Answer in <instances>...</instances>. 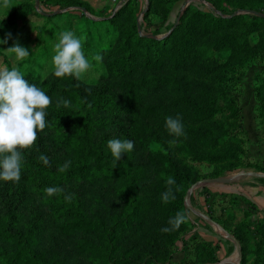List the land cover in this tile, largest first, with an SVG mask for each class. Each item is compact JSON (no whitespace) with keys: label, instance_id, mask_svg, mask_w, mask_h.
Here are the masks:
<instances>
[{"label":"trees","instance_id":"trees-1","mask_svg":"<svg viewBox=\"0 0 264 264\" xmlns=\"http://www.w3.org/2000/svg\"><path fill=\"white\" fill-rule=\"evenodd\" d=\"M221 1L207 3L211 14L193 12L185 15L187 13L182 12L181 21L171 28V32L159 37L141 35L135 23L133 27L123 31L116 50V59H102L100 63L108 71L97 79L103 77L104 80L116 72V76L122 79L118 82L123 94L122 101L108 96L106 101L100 102L98 94L92 90L82 92V88L77 85L57 87L54 82L44 81L37 74L26 69L22 71L20 68L19 71L29 84L36 85L51 98V104L45 110L46 127L42 132L38 131L37 140L32 146L40 152L47 148V152L41 154L49 155V164L45 165L38 159L40 152L34 153L32 148L24 149L21 150L23 184L0 180V264H67L64 251L63 254L61 251H45L41 243L47 229L45 224H49L61 239L70 241V247L76 255L87 258L92 264H148L160 261V252L156 253L147 246L125 257L120 250L121 240L124 239L125 233L138 231L143 221L148 218L156 222L157 219L169 222L177 212L184 213L188 208L184 196L196 180L184 172L185 166L175 159L165 140L148 127V122L144 123V120L169 108H177L182 120L198 125L214 120L224 111H228L226 119L234 118L240 110L233 108L231 101L226 107L219 108L210 99L197 103L187 97L173 99L168 105L144 108L138 106L140 102H144L147 92L158 91L172 84L173 79L155 73L166 70L185 71L203 58L208 46L200 44L199 32L206 36L224 29H232L245 17L249 18L248 25L251 28L257 27L258 22L264 24V16L245 14L242 17L234 15V11L223 13L224 10L220 9ZM225 1L239 12L254 11L264 15V9L259 12L251 7V4L246 6L240 0ZM33 13L41 16L36 9ZM116 20V14L107 19L110 26H114ZM100 22L91 21L94 25ZM229 38L231 36L226 35L217 40L213 49L229 53L231 60L236 51L243 53L244 49L242 50L236 42L234 47ZM142 73L149 75L136 77L134 81L126 80ZM256 96L264 104V81L261 91L258 92L257 89ZM61 99L69 101V105L65 107L61 104L57 107V101ZM261 111L260 116L264 118V110ZM107 123H115L125 132L123 139L133 141L136 149L141 152L140 169L149 172V187L153 194L151 200L138 197L136 178H139V173L132 172L130 156H121L117 166L113 168L110 150L93 140L95 127ZM183 131L185 134L192 132L188 127H183ZM197 131L208 137L209 150L218 149L219 152H196L190 142L184 140L175 146L184 159L211 164L238 160L240 152L236 148L242 145V141L234 136L228 137L227 131H223L221 136L220 133L213 136L203 129ZM53 134L56 138L52 137ZM49 136L54 146L64 151L61 157H51ZM224 136L228 137L225 143L227 145L220 153V147L223 146L220 143L223 142ZM114 139L118 137L115 136ZM43 141L47 142L45 148L41 146ZM66 161H71L69 168L64 172L59 171V167ZM232 170L234 168L229 169ZM220 176L222 175L216 177ZM168 177L175 180L171 188L176 198L165 204L161 196L169 188L166 184ZM102 179L115 181L120 186L118 191L122 194V205L107 216L98 212L99 203L86 207V199L83 196L86 186ZM48 187H59L63 192L48 196L44 191ZM66 195H71L70 201L65 199ZM230 201L235 204V199ZM229 214L225 212L223 218H228ZM220 225L223 232H227L222 220ZM243 230L239 228L237 232L232 233L239 244L244 240L241 234ZM255 231L264 234V221L258 223ZM166 234L158 230L160 238ZM162 256L165 257V253ZM197 258L206 264L218 262L212 252L206 251V246L198 251ZM244 260L242 250L239 264H244Z\"/></svg>","mask_w":264,"mask_h":264},{"label":"rangeland","instance_id":"rangeland-1","mask_svg":"<svg viewBox=\"0 0 264 264\" xmlns=\"http://www.w3.org/2000/svg\"><path fill=\"white\" fill-rule=\"evenodd\" d=\"M214 1L10 0L9 7L6 8L2 6V0H0V40L7 39L6 44H0V70L4 67L9 70L13 68L20 70L21 68L23 71L26 69L37 74L44 81L54 82L57 87L77 85L82 88V92L87 93L92 90L95 94H98L100 102L106 101L108 96L122 101L123 94L118 85L119 80L122 79L116 76V72H113L108 78L102 80V77L97 80L100 75L108 70L104 69L102 63L92 60V57L101 55L105 60H115L120 36L123 31L133 27L134 23L141 35L159 37L171 32V28L181 21L182 12L187 13L185 15H190L193 12L211 14L206 5L208 2ZM240 1L246 6L251 4L250 6L259 12L264 9V0ZM226 3L225 0L220 2V9L224 10L223 13L229 14L234 11L235 15L242 17L248 14L239 12ZM34 9L41 16L35 15L33 13ZM115 14L117 20L114 26H110L107 19ZM90 20L101 22L94 25ZM248 24L249 18L245 17L232 29H224L206 36H202L199 32L200 44L204 43L208 46L203 58L197 60L196 64L185 71L173 70L168 72L166 70L155 73V75L161 74L173 79L172 84L158 91L147 92L144 102H140L138 106L144 108L160 104L168 105L173 99L187 97L197 103L204 99H210L219 108L226 107L231 101L233 102V108L240 110V113L234 118L226 119L225 115L228 111H224L222 115L216 116L214 120L198 125L189 124L181 118L183 127H188L192 132L190 134L184 133L179 137L170 135L165 127L166 117L179 116V109L177 108H169L162 113H157L152 118L149 117L144 120V123L148 122L146 123L148 127L150 126L165 140L175 159L185 166L184 172H187L192 179L196 180L194 184H199L206 179L223 177V173L233 168L237 171L252 173L259 172L261 169L259 160L256 161L251 156L250 144L243 125L242 109L247 108L246 104L252 101V97H255L258 101V114L260 115V112H262L261 109L264 110V104L256 96L257 89L258 92L261 91L262 82L264 81V24L258 22L255 28H251ZM66 31H72L77 38L81 39L82 51L92 64V67L82 74L80 80H76L71 76L57 78L53 74L54 46L59 42L61 33ZM9 34L10 38H8ZM226 35L231 36L229 42L234 47H236V42L238 46L242 47V50L244 49L243 53L236 51L231 60L229 53L218 52L213 49L214 43ZM16 43L29 50V56L22 61H18L14 54L5 52L7 48ZM240 47L238 48L241 50ZM238 61H241V63ZM148 75L149 73L137 74L132 79L126 80L134 81L136 77H147ZM198 129L207 130L213 136L218 133L221 136L223 131H227L228 137L234 136L242 141V145L236 148L240 152L238 160L211 164L191 162L184 159L175 148L176 144L184 140H188L196 152L206 154L219 152L218 149L209 150L208 137L199 133ZM260 129L264 132V127H260ZM115 136L124 140L125 132L118 128L115 123H107L95 127L93 140L107 148V142L114 139ZM52 137L56 138V135L53 134ZM228 137L224 136L222 138L223 142L220 145L223 144V146L220 147V153L224 151ZM48 138L51 146V148L49 147L51 157H61L64 151L54 146L51 136ZM46 143V141L41 142V146L45 148ZM134 148L136 149L135 146ZM32 149L34 153L40 152L37 148L32 147ZM135 149L124 153L122 157L129 155L132 172L138 171L139 173V178H136L138 197L151 200L153 194L149 187V172L140 169L142 154ZM45 152H47V148L39 154ZM220 174L222 176L216 177ZM10 183L23 184V181L20 179L19 182L10 181ZM119 187L115 181H109L108 179L89 184L83 191L86 207L99 203L98 212H102V215L106 214L105 216L113 214L122 205V194L118 191ZM207 187L208 185H199L193 189L187 203L185 202L188 207L184 211L186 220L180 225L179 229L166 232L167 234L160 238L158 230L171 228L172 226L169 222L160 219H157L156 222L148 218L143 221L138 231L125 233L120 245L122 254L129 257L147 246L156 253L160 252V261L148 264H206L202 260H198V251L206 246V251L212 252V255L216 256L219 250L217 242L208 240L209 235L204 231L205 229L210 230L207 219H213L221 229L220 221L222 220L224 227L227 228V232H223L222 237L226 242L236 247V251H240V256L236 255L237 264L242 258V250L245 259L244 264H264V234L261 235L255 231L258 223L264 221L262 220L264 216L250 217V213L233 208L232 210L235 213H230L229 217L224 219V213L219 214L220 209L218 212L216 211L218 207L215 211H211L210 208L206 209L205 205L198 204V197L206 196L205 189ZM216 202L220 208L222 200L219 199ZM229 202L231 201L229 200ZM45 225L47 229L41 243L47 253L50 251H61L62 253L64 251L67 264H92L87 258L79 257L72 251L70 241L67 242L61 239L49 224ZM239 228L244 229L241 232L244 240L236 246L230 237H233L232 233L237 232ZM143 234L147 235V238ZM149 237L151 240H149ZM163 253H165L166 258L162 256Z\"/></svg>","mask_w":264,"mask_h":264},{"label":"clouds","instance_id":"clouds-1","mask_svg":"<svg viewBox=\"0 0 264 264\" xmlns=\"http://www.w3.org/2000/svg\"><path fill=\"white\" fill-rule=\"evenodd\" d=\"M10 0H2L3 7H9ZM10 38V34L9 37ZM7 39L0 40V44H6ZM55 54L52 57L53 74L55 77L71 76L80 80L89 68L92 67L89 59L82 51L81 39L77 38L72 31L61 33L59 42L54 46ZM7 53L15 55L18 61L29 56V50L18 43L5 50ZM103 57L95 55L92 60L101 62ZM119 95V94H118ZM51 104V98L40 88L24 78V75L17 69L9 70L4 67L0 70V180L19 182L21 179V165L23 155L21 150L30 149L37 140L38 131H43L46 127V109ZM61 104L67 107L69 101L58 100L57 107ZM165 127L170 135L179 137L184 134L181 117L165 118ZM107 148L113 157V168L121 156L130 152L134 148L131 140L110 139ZM38 159L45 165L49 164L47 156L41 154ZM71 161H66L59 167V171H66ZM169 188L162 193L163 203L175 200V194L171 188L175 184L172 177L166 179ZM48 196L63 192L59 187H48L44 190ZM71 195H66L65 199L70 201ZM186 216L177 212L175 217L170 219L171 228H163L161 231L169 232L179 229L184 223Z\"/></svg>","mask_w":264,"mask_h":264},{"label":"crops","instance_id":"crops-1","mask_svg":"<svg viewBox=\"0 0 264 264\" xmlns=\"http://www.w3.org/2000/svg\"><path fill=\"white\" fill-rule=\"evenodd\" d=\"M247 103V108L242 109L243 125L247 133L248 141L251 148L252 158L259 160L261 169L259 172L248 175L236 169L223 173V179L228 180V183H213L209 184L206 190V196L198 197V204L205 205V208H210L211 211L220 213H235L233 208L250 213V217L264 216V132L260 127H264V118L260 117L257 112L258 101L255 97ZM222 200L219 204L216 202ZM230 199H235V204L229 202ZM207 200V202H206ZM234 201V200H233ZM234 205V206H233ZM210 230L205 229L209 235L208 240L217 242L219 250L216 257L218 262L215 264H237L236 263V247L229 244L222 237L223 230L216 225L215 221L207 219ZM217 227V228H214ZM222 230V231H221ZM232 248V249H231ZM234 252V253H233Z\"/></svg>","mask_w":264,"mask_h":264},{"label":"water","instance_id":"water-1","mask_svg":"<svg viewBox=\"0 0 264 264\" xmlns=\"http://www.w3.org/2000/svg\"><path fill=\"white\" fill-rule=\"evenodd\" d=\"M247 13L252 14V15H256V16H264L263 14L258 13V12H254V11H247ZM235 14L236 13H234V15ZM246 174L256 175L254 173H246ZM213 183H228V180L223 179V178H213V179H206V180L201 181L199 184L196 183V184L192 185L191 188L189 189L188 193L185 196V202L187 203L189 196L195 187H197L199 185H209V184H213ZM230 239L235 243L236 246H238V242L233 237H230ZM237 254H238V256H240V251H237Z\"/></svg>","mask_w":264,"mask_h":264}]
</instances>
